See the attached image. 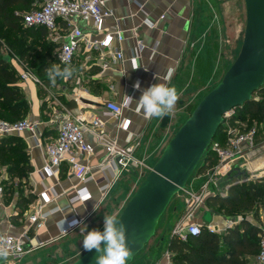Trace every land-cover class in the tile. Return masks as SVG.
<instances>
[{"label": "crops", "instance_id": "1", "mask_svg": "<svg viewBox=\"0 0 264 264\" xmlns=\"http://www.w3.org/2000/svg\"><path fill=\"white\" fill-rule=\"evenodd\" d=\"M104 2L109 16L105 18L101 30L91 25L78 24L83 30V40L70 65L76 70L70 78L66 80L59 78L55 85L50 83L46 86L31 69L27 68L26 63L17 58L10 60L20 78L19 87L30 104L29 113L24 119L40 124L38 133L41 137L38 138L36 134L28 131L17 136L23 139L26 145L32 168L25 179L28 186L27 195L32 194L35 200L21 212L16 207L17 193L7 194L4 190L0 201V229H11L16 233L27 232L33 237L34 243L39 241L51 244L60 239H67L70 234L60 237V230L66 221L73 218L84 220L103 203L124 173V169L117 165L116 157L107 159L102 150L103 145L113 141L119 151H124L129 159L127 167L136 162L140 152L139 144L145 137L152 117L147 115L139 103L127 104V96L138 102L142 92L150 86L159 83L167 85L184 49L189 15L186 0H104ZM59 25L62 31L55 39L48 32L45 36L47 44L56 45V56L65 32V24L59 21ZM116 30L122 32L124 38L122 42L113 40L105 49L88 46L89 41ZM117 53L121 54L122 59H117ZM23 72H28L33 79L21 78ZM137 81L139 89L134 87ZM38 88L45 91L43 97L38 94ZM42 101H46V108L43 111ZM57 102L67 108L74 117L86 121L98 118L103 123L102 140H96L92 135L86 136V141L95 148V151L93 155L82 156L80 159L89 168L85 182L73 179L65 164L60 166L55 177H48L43 171L45 157L42 148L36 143L37 141L41 144L49 143L57 137V123L51 122L52 111ZM108 102L122 108L118 118L111 117L107 112ZM7 181L8 175L2 168L0 186L4 188V182ZM16 182L14 180V183ZM222 187L226 188L223 184L220 188ZM78 190H81L82 196L89 195L90 199L84 203L77 202L75 191ZM227 190L224 191L227 193ZM47 198L49 201L42 209L43 226L33 231L29 216L36 213ZM18 214H21V218L14 219ZM206 216L208 220H205ZM218 217L225 222L234 221L242 216L226 219L209 209L203 219L204 222L220 226ZM244 220L251 222L253 217L247 215ZM167 245L164 255L168 252ZM164 255L155 264L163 262ZM255 263L257 264V260Z\"/></svg>", "mask_w": 264, "mask_h": 264}, {"label": "rangeland", "instance_id": "2", "mask_svg": "<svg viewBox=\"0 0 264 264\" xmlns=\"http://www.w3.org/2000/svg\"><path fill=\"white\" fill-rule=\"evenodd\" d=\"M186 2L189 10L186 41L178 65L167 84L169 87L175 86L180 94L174 109L162 119L152 117L145 137L139 144L140 152L136 162H132L124 169V173L109 191L103 203L82 220L67 239L47 244L14 261L0 260V264H73L78 261L88 252L83 249V238L87 232L93 229L103 231L105 216L111 215L117 220L119 219L125 206L156 164L167 144L190 117L193 112L191 109L194 110L222 82L242 47L246 25L244 0H186ZM40 3L41 0H34L36 8ZM12 42L15 44L17 52L30 44L35 48L34 41L29 37H22V39L14 37ZM54 47H56L55 44ZM35 55V52L30 53L31 57ZM48 56L56 57V48L50 51ZM16 57L17 53H14L12 58ZM27 68L29 69L28 65ZM33 74L35 75V73ZM44 75L47 76L46 72ZM35 76L39 78L37 74ZM256 97L257 94L253 95L254 99ZM226 118L224 117L222 121L220 134L213 137L212 143L224 146L227 142L226 134L229 128L232 130L255 128L259 136L264 134V112L260 115L248 114L244 121L235 122L233 125H229L225 121ZM200 165L201 161L186 182L185 188L170 200L152 237L128 264H155L162 258L173 229L185 214L186 189L200 183L195 180L196 171ZM245 177H249L246 172ZM249 181L251 180L244 182ZM18 190L23 195H27L26 180H21L18 183ZM224 190L223 187L219 189L221 193H224ZM10 192L13 191L6 190L7 194ZM218 214L226 219L237 216L219 212ZM247 215L253 217L251 222L254 224L249 222L251 225H259L264 228L263 213L259 212L256 217L252 212L241 214L244 218ZM205 220H208V216ZM250 259L252 263L256 261L255 258Z\"/></svg>", "mask_w": 264, "mask_h": 264}, {"label": "built area", "instance_id": "3", "mask_svg": "<svg viewBox=\"0 0 264 264\" xmlns=\"http://www.w3.org/2000/svg\"><path fill=\"white\" fill-rule=\"evenodd\" d=\"M109 16L105 8L104 0H42L39 7L26 12L22 15V26L24 28H44L50 35L54 36L62 31L59 21L65 24L64 39L57 51V60L61 66L71 65L74 56L83 40V30L79 23L91 25L101 30L103 22ZM113 40L122 42L124 40L121 31L116 30L113 33L105 34L103 37L88 42L91 48H108ZM117 59H122L120 53L116 54ZM21 78H32L28 72H23ZM36 82H38L36 80ZM256 100L258 97L255 98ZM106 109L113 118L121 115L122 108L112 102L106 103ZM233 111L227 113L225 117L229 118ZM51 122L57 123V137L54 141L41 144L37 141V146L42 148L45 157V166L43 171L48 177H55L59 168L65 164L71 172L72 178L78 182H85L88 178L89 168L81 162L82 156H91L95 148L86 141L87 135H92L96 140L104 138L102 129L103 123L98 118H92L89 121L83 118L74 117L71 112L58 102L52 111ZM40 124L28 119L9 123L0 121V138L8 136H19L25 131L36 134ZM227 142L224 146L212 143L209 149L217 158V163L211 169L203 174H196L195 180L200 181L195 187L185 191V214L180 223L173 229L171 236H176L185 241L188 236H198L204 228L210 234H219L225 230L234 227L244 220L238 217L234 221L222 222L220 217L217 218L220 226L213 225L211 222H204L203 216L209 211L206 202L209 198L220 195L225 196L226 192L219 191L221 184L219 182L227 177L228 173L238 168L249 177L245 181L264 178V134L259 136L255 128L245 129L238 128L227 130ZM107 159H118L117 165L120 169H125L129 159L124 151H119L113 141L102 146ZM243 178V177H242ZM241 178V179H242ZM237 180V183L242 180ZM232 182V181H231ZM225 184V190L231 185ZM227 185V186H226ZM105 187H103V190ZM76 201L84 203L90 199L89 195L82 196L81 190L75 191ZM4 190L0 186V201L3 198ZM45 196V194H41ZM49 199H44L43 204L38 211L29 216V222L33 231L42 228V209ZM79 221L72 226V221ZM82 220L73 218L66 221L64 227L60 230V237H64L75 230ZM47 245L45 242H33V237L26 233H16L11 229H0V246H6L9 249L7 259L17 260L26 253L39 249ZM260 250L256 257L257 264H264V229L260 237ZM157 264H171L170 254L166 252L164 261Z\"/></svg>", "mask_w": 264, "mask_h": 264}, {"label": "trees", "instance_id": "4", "mask_svg": "<svg viewBox=\"0 0 264 264\" xmlns=\"http://www.w3.org/2000/svg\"><path fill=\"white\" fill-rule=\"evenodd\" d=\"M34 9H36L34 0H0V121L9 123L20 121L28 115L30 110V104L19 87L20 78L10 62L14 53H17L16 58L26 63L29 69L39 76L40 82L46 86L51 83L44 75L46 70L54 65V62L61 68L65 67L58 63L57 56H48V53L56 47L45 42L47 31L44 28L22 26V15ZM14 37L31 38L35 48L30 44L17 52L12 42ZM31 52H35L36 55L31 57ZM38 94L43 97L45 91L38 88ZM256 94L257 100L252 96L251 101L234 109L233 114L225 121L233 125L235 122L244 121L248 114H262L264 87L254 95ZM45 108L46 101H42V111ZM220 130L221 125L215 136L220 134ZM216 163V156L208 148L196 174H203ZM2 168L5 169L9 178V181L4 182L3 190H12L17 193L16 207L24 212L35 197L32 194L23 196L18 190V183L25 180L32 170L23 139L17 136L0 138V171ZM14 180L17 182L14 183ZM206 207L226 215L252 212L256 217L259 212L264 214V178L231 185L225 196L215 195L209 198ZM19 218L21 214L14 217V219ZM263 229L243 220L220 235L210 234L203 228L198 236H188L185 241L171 236L167 245L171 264H254L250 258H256L259 253Z\"/></svg>", "mask_w": 264, "mask_h": 264}, {"label": "water", "instance_id": "5", "mask_svg": "<svg viewBox=\"0 0 264 264\" xmlns=\"http://www.w3.org/2000/svg\"><path fill=\"white\" fill-rule=\"evenodd\" d=\"M244 3L246 25L236 61L222 82L200 102L167 144L118 219L126 226L132 253L126 264L152 237L172 197L185 188L225 115L251 101L252 96L264 87V0H244ZM244 177L243 171L234 168L219 184L232 181L231 185H235L241 178L244 182ZM101 247H105L104 242ZM98 255L93 249L73 264H96Z\"/></svg>", "mask_w": 264, "mask_h": 264}, {"label": "clouds", "instance_id": "6", "mask_svg": "<svg viewBox=\"0 0 264 264\" xmlns=\"http://www.w3.org/2000/svg\"><path fill=\"white\" fill-rule=\"evenodd\" d=\"M75 71L70 65L61 68L59 65L54 64L46 70V75L51 84L55 85L57 78L66 80ZM134 87L139 89V81L136 82ZM179 95L175 86L169 87L159 83L144 90L138 102L134 101L131 96H127L126 103H139L149 117L162 119L174 109ZM78 223L79 221H72V226ZM103 225V231L93 229L87 232L83 238V249L85 251L95 249L100 254L96 257V264H126L132 253L128 247L125 224L108 215L104 217ZM102 242L105 244L104 248L101 247ZM8 256V247L0 246V260L6 261Z\"/></svg>", "mask_w": 264, "mask_h": 264}]
</instances>
